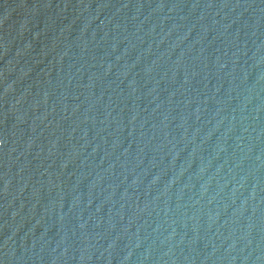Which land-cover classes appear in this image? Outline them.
Listing matches in <instances>:
<instances>
[{"label": "water", "instance_id": "water-1", "mask_svg": "<svg viewBox=\"0 0 264 264\" xmlns=\"http://www.w3.org/2000/svg\"><path fill=\"white\" fill-rule=\"evenodd\" d=\"M0 264H264V0H0Z\"/></svg>", "mask_w": 264, "mask_h": 264}]
</instances>
